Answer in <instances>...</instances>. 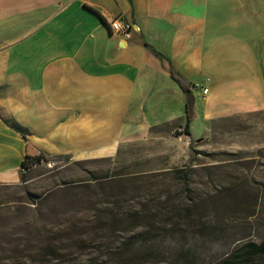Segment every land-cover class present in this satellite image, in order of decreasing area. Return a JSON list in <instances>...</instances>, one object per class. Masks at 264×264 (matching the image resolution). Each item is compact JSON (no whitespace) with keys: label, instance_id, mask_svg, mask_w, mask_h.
I'll return each instance as SVG.
<instances>
[{"label":"crops","instance_id":"obj_1","mask_svg":"<svg viewBox=\"0 0 264 264\" xmlns=\"http://www.w3.org/2000/svg\"><path fill=\"white\" fill-rule=\"evenodd\" d=\"M117 17L138 31L113 34ZM172 69L190 85L188 135ZM261 113L264 0H0V184L26 156L113 158L135 143L186 164Z\"/></svg>","mask_w":264,"mask_h":264},{"label":"rangeland","instance_id":"obj_2","mask_svg":"<svg viewBox=\"0 0 264 264\" xmlns=\"http://www.w3.org/2000/svg\"><path fill=\"white\" fill-rule=\"evenodd\" d=\"M191 131L199 139L202 125ZM150 148L135 143L113 158L50 157L22 169L16 183L0 184V264H116L113 250L98 249L111 240L93 229L107 219L101 211L129 215L155 199L193 202V219L205 227L182 230L163 243L165 251L138 264H222L228 258L246 264L244 246L264 242V113L216 129L192 146L186 164L165 166ZM189 164L196 169L187 187H176L164 173ZM250 260L264 264V256Z\"/></svg>","mask_w":264,"mask_h":264},{"label":"trees","instance_id":"obj_3","mask_svg":"<svg viewBox=\"0 0 264 264\" xmlns=\"http://www.w3.org/2000/svg\"><path fill=\"white\" fill-rule=\"evenodd\" d=\"M152 52L156 56L161 57V55L154 50H152ZM171 76L186 95L185 133L188 135V126L193 105L190 85L173 69L171 70ZM15 129L21 132L20 129ZM49 160L50 157L42 154H38L33 157L26 156L21 163V168L23 170H29L33 165H38ZM209 167L213 166H201L200 169L207 170L210 169ZM194 169H196L195 165L189 164L181 168L164 171V173H167V175L171 177V180L176 187H187L189 185V177L195 174ZM137 179L141 178H134V180ZM149 203L147 205L148 207L145 209L129 215L120 213L119 211L112 215V209H104L101 211L100 214L106 216L107 219L98 221L94 225L93 229L96 232L107 233L111 237V240L109 242H104L98 249L108 251L113 250L116 264H138L137 262H139V259L144 255L158 256L165 251L166 247L163 243H165L169 238L174 239L177 237L182 230L194 229L198 233L204 230L205 224L199 225V223L193 219L192 215L196 207L193 202L189 203L188 206L184 205V202H177L175 199L165 203H159L157 199H155ZM182 209L185 212L183 216H181L180 213ZM164 211H169L171 216L169 218H165ZM124 216L127 217L124 218ZM142 220L146 222L142 223ZM124 222L129 223L127 228L123 227L125 225ZM122 233L129 234V236L125 240L120 239L118 235ZM244 249H246L245 255L247 256L246 264H263L252 262L250 258L255 256H264V242L260 244H255L253 242L247 243L244 246ZM186 251L187 252L182 254V256L188 258L189 253L191 252V247H188ZM178 253L180 254V251L177 252V254ZM222 264L240 263H234L231 258H228Z\"/></svg>","mask_w":264,"mask_h":264},{"label":"built area","instance_id":"obj_4","mask_svg":"<svg viewBox=\"0 0 264 264\" xmlns=\"http://www.w3.org/2000/svg\"><path fill=\"white\" fill-rule=\"evenodd\" d=\"M115 19L114 29H110L111 32L117 36L129 37L132 31H138L137 26L132 25L130 22L126 21L122 17H117ZM203 93H207V90L204 89Z\"/></svg>","mask_w":264,"mask_h":264},{"label":"bare ground","instance_id":"obj_5","mask_svg":"<svg viewBox=\"0 0 264 264\" xmlns=\"http://www.w3.org/2000/svg\"><path fill=\"white\" fill-rule=\"evenodd\" d=\"M115 27V20L110 22V29H114Z\"/></svg>","mask_w":264,"mask_h":264}]
</instances>
